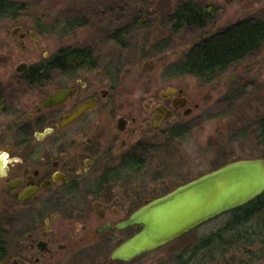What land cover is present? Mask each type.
I'll return each mask as SVG.
<instances>
[{
	"label": "flooded vegetation",
	"instance_id": "flooded-vegetation-1",
	"mask_svg": "<svg viewBox=\"0 0 264 264\" xmlns=\"http://www.w3.org/2000/svg\"><path fill=\"white\" fill-rule=\"evenodd\" d=\"M32 13L21 0H0V217L21 212L28 222L9 240L0 229V264H205L194 263L193 240L159 252L181 235L127 259L111 257L141 229L121 224L176 187L156 193L145 186L139 171L149 149L146 137L164 131L176 139L177 111L189 113L198 104L190 106L182 88L169 87L174 91H161L141 115L98 120L97 89L83 80L81 68L55 63L66 45L49 51L38 38L47 23L42 17L27 23ZM62 91L64 98L44 104ZM89 100L81 114L60 124Z\"/></svg>",
	"mask_w": 264,
	"mask_h": 264
},
{
	"label": "rangeland",
	"instance_id": "rangeland-1",
	"mask_svg": "<svg viewBox=\"0 0 264 264\" xmlns=\"http://www.w3.org/2000/svg\"><path fill=\"white\" fill-rule=\"evenodd\" d=\"M21 1L33 11L27 23L37 17L46 21L48 30L38 38L49 51L64 44L91 47L95 52V66L77 72L98 91V120L110 122L112 114L115 118L120 114L141 115L169 87L182 88L190 106L198 104L187 114L177 111L176 131L180 134L176 139L164 131L146 137L149 149L139 171L146 187L152 185L160 193L230 161L264 157V146L256 132L264 119V44L210 80L192 74L171 76L164 71L194 38L244 17L264 19V0H195L214 5V20L201 30L189 27L172 35L164 50L153 43L168 37L166 15L180 0ZM137 20L141 25L130 33L118 40L112 38L114 29ZM101 89H107L105 97H101ZM105 103L111 110L103 114ZM227 222L228 215L220 214L159 252L192 240L195 247L203 236L225 229ZM27 224L21 212L0 217L1 234L7 240L9 234L26 229ZM222 234L225 237L228 233L225 230ZM206 251L200 250L193 257L194 263L208 258L211 252ZM216 252L213 264H264V246L258 242L243 249L229 248L224 254L217 250L213 254Z\"/></svg>",
	"mask_w": 264,
	"mask_h": 264
},
{
	"label": "trees",
	"instance_id": "trees-1",
	"mask_svg": "<svg viewBox=\"0 0 264 264\" xmlns=\"http://www.w3.org/2000/svg\"><path fill=\"white\" fill-rule=\"evenodd\" d=\"M215 16L216 8L210 3L180 0L166 15L168 37H162L153 44H160V50H164L169 46L168 41L172 35L189 27L201 30L213 21ZM139 25L141 24L137 20L131 25L116 28L111 33L112 38L118 40L120 36L127 35ZM263 44L264 19L244 17L194 38L183 50L182 56L168 63L164 71L171 76L192 74L199 79L210 80ZM58 55L60 59H55V63L60 62L64 69L69 71L93 67L97 60L91 47L66 46ZM256 132L259 143L264 146V119L259 121ZM222 214L228 215L227 226L223 230L213 232L208 238L201 239L199 245H195L194 256L204 249L205 253L206 250L211 252L208 258L198 259L195 263L213 264L217 255V252L213 254L214 250L224 254L229 248L243 249L256 242L264 246V191L249 202ZM225 230L228 234L223 237L222 232ZM2 252L0 242V254Z\"/></svg>",
	"mask_w": 264,
	"mask_h": 264
},
{
	"label": "water",
	"instance_id": "water-1",
	"mask_svg": "<svg viewBox=\"0 0 264 264\" xmlns=\"http://www.w3.org/2000/svg\"><path fill=\"white\" fill-rule=\"evenodd\" d=\"M174 90L166 89L163 94ZM52 95L44 104L56 102ZM93 99V104H94ZM91 104L86 101L67 114L64 125ZM184 111V114H187ZM264 191V157L225 163L184 182L137 208L121 225L138 223L141 229L115 248L111 257L130 258L155 248L224 212L239 207Z\"/></svg>",
	"mask_w": 264,
	"mask_h": 264
}]
</instances>
